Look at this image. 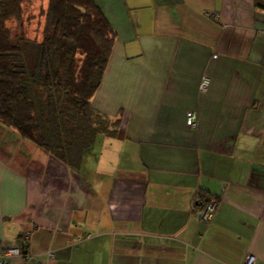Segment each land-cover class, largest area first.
Wrapping results in <instances>:
<instances>
[{"label": "crops", "instance_id": "crops-1", "mask_svg": "<svg viewBox=\"0 0 264 264\" xmlns=\"http://www.w3.org/2000/svg\"><path fill=\"white\" fill-rule=\"evenodd\" d=\"M95 1L116 39L91 107L119 130L74 171L0 123V252L264 264V0ZM204 195L218 200L207 223Z\"/></svg>", "mask_w": 264, "mask_h": 264}, {"label": "trees", "instance_id": "trees-1", "mask_svg": "<svg viewBox=\"0 0 264 264\" xmlns=\"http://www.w3.org/2000/svg\"><path fill=\"white\" fill-rule=\"evenodd\" d=\"M115 39L95 0H0V123L77 170L120 127L91 107Z\"/></svg>", "mask_w": 264, "mask_h": 264}, {"label": "built area", "instance_id": "built-area-1", "mask_svg": "<svg viewBox=\"0 0 264 264\" xmlns=\"http://www.w3.org/2000/svg\"><path fill=\"white\" fill-rule=\"evenodd\" d=\"M209 79L203 76L199 83V91L205 92L208 85ZM185 123L191 129H197L198 127V120L195 111H187L186 112V119ZM194 208L196 209V215L204 221L209 222L213 215L216 213L218 208V200L216 198H210L207 203L202 204L201 200L196 199L194 202ZM13 257H19L23 259H28L32 257V254L29 250H22L18 248H8L4 249L0 252V264H9V260ZM46 263L51 264V260L53 259L52 252L46 253ZM241 264H256V259L252 255H247Z\"/></svg>", "mask_w": 264, "mask_h": 264}, {"label": "rangeland", "instance_id": "rangeland-1", "mask_svg": "<svg viewBox=\"0 0 264 264\" xmlns=\"http://www.w3.org/2000/svg\"><path fill=\"white\" fill-rule=\"evenodd\" d=\"M41 1H43V0H41Z\"/></svg>", "mask_w": 264, "mask_h": 264}]
</instances>
